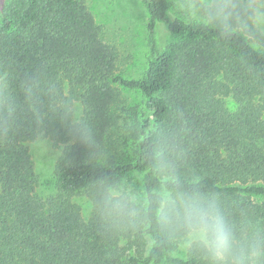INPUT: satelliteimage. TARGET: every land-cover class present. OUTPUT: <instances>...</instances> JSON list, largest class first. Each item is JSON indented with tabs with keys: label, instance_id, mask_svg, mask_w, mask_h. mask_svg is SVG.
<instances>
[{
	"label": "trees",
	"instance_id": "trees-1",
	"mask_svg": "<svg viewBox=\"0 0 264 264\" xmlns=\"http://www.w3.org/2000/svg\"><path fill=\"white\" fill-rule=\"evenodd\" d=\"M148 28L171 36L156 41L145 76L117 73L85 0H8L0 11V68L9 72L22 111L17 132L0 140V264H205L196 249L176 256L177 241L146 225L135 232L103 233L92 212L73 201L92 199L106 185L140 178L141 192L161 182L163 160L182 180H195L219 200L238 238L264 230V39L253 47L171 14L170 0H142ZM38 74L42 99L54 87L82 107L94 143L69 145L55 166L57 193L36 192L31 151L35 122L20 85ZM116 86L139 90L145 105L122 135ZM231 98L237 109L230 111ZM46 134L68 143L67 129L47 122Z\"/></svg>",
	"mask_w": 264,
	"mask_h": 264
},
{
	"label": "clouds",
	"instance_id": "clouds-1",
	"mask_svg": "<svg viewBox=\"0 0 264 264\" xmlns=\"http://www.w3.org/2000/svg\"><path fill=\"white\" fill-rule=\"evenodd\" d=\"M186 9L198 23L243 36L253 47L264 37V0H187ZM41 85L38 74L20 85L35 122L32 149L64 157L72 143L91 148L94 128L87 118L77 113L70 101L61 99L54 87L45 93L47 101L42 99ZM21 111L9 72L0 68V140L17 132ZM50 119L67 129V144L46 134ZM157 170L162 179L153 189L125 191L106 185L89 200L103 233L120 235L150 225L182 248L198 250L205 264H264V230L238 238L215 194L206 192L195 180H182L163 160Z\"/></svg>",
	"mask_w": 264,
	"mask_h": 264
},
{
	"label": "rangeland",
	"instance_id": "rangeland-1",
	"mask_svg": "<svg viewBox=\"0 0 264 264\" xmlns=\"http://www.w3.org/2000/svg\"><path fill=\"white\" fill-rule=\"evenodd\" d=\"M7 1L0 0V11ZM85 2L95 17L102 39L115 49L118 60L117 73L129 80L142 79L150 61L153 42L156 41L160 47H163L171 40V36L160 28L157 29L155 36L151 35L148 28L147 12L142 0H85ZM170 2L172 16L196 21L191 19L187 12V0H170ZM261 38L264 39V37ZM257 47H261L259 42ZM116 90L115 110L116 115L120 116V129L114 130L113 134H118L115 138L129 130L130 125L135 122L134 119H138L145 105L143 94L139 90L119 86H116ZM225 102L230 111L237 109V104L231 98H227ZM74 110L81 113V105L76 103ZM28 146L35 167L37 194L44 198L55 195L57 193L55 166L60 156L55 152L41 154L32 149L31 143H28ZM139 181V176H128L122 179L118 187L125 191H141ZM89 200L82 192L73 198L85 219H89L92 214ZM254 200L264 202L262 198ZM187 251L178 242L176 243L174 251L176 256L185 257Z\"/></svg>",
	"mask_w": 264,
	"mask_h": 264
}]
</instances>
